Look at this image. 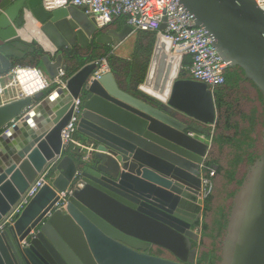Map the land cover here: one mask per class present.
Masks as SVG:
<instances>
[{
  "label": "water",
  "instance_id": "water-1",
  "mask_svg": "<svg viewBox=\"0 0 264 264\" xmlns=\"http://www.w3.org/2000/svg\"><path fill=\"white\" fill-rule=\"evenodd\" d=\"M178 2L207 31L227 67L242 68L264 96V9L255 0ZM113 26L114 20L97 28L70 4L0 0V72L42 43L48 50L40 67L56 78L65 73L72 49L114 46L134 33L128 24L120 30ZM165 27L163 21L160 29ZM157 47L156 42L150 60ZM181 59L174 77L161 82L166 96L146 93L137 82L133 89L139 94L126 91L111 70L91 79L97 65L85 64L68 77L66 88L32 97L39 101L0 133V221L38 174L57 163L51 184L0 232V264H55L54 259L58 264H196L193 245L200 241L202 218L196 203L211 142L191 129L214 125L217 112L204 82L178 78ZM32 98L1 105L0 126ZM75 98L81 107L77 133L95 147L86 161L62 150L60 132ZM78 169L81 186L68 197L66 209L42 223L56 191L65 190ZM25 238L29 245L23 247ZM153 246L172 258L151 254ZM221 264H264V147L234 194Z\"/></svg>",
  "mask_w": 264,
  "mask_h": 264
},
{
  "label": "trees",
  "instance_id": "trees-1",
  "mask_svg": "<svg viewBox=\"0 0 264 264\" xmlns=\"http://www.w3.org/2000/svg\"><path fill=\"white\" fill-rule=\"evenodd\" d=\"M114 24L120 30L126 24V17H115ZM155 42L154 32L136 31L130 60L113 54L110 45L74 48L66 54L65 78L85 64L106 58L119 86L139 94L138 90L133 89V85L135 82H144ZM175 52L180 53L179 50ZM43 53L38 48L35 53L28 54L27 58L16 62L14 66L41 68L40 58ZM190 63V56L184 55L178 78H190L186 69ZM53 87L45 90L44 96ZM213 95L217 119L214 126L209 127L212 132L211 146L205 165L214 167L215 174L212 179L213 191L204 201L199 222L201 238L199 243L193 245L197 248L196 264H221L222 242L234 194L246 180L248 168L260 157L264 147V96L252 80L245 78L242 68L227 67L224 70V82L213 89ZM66 153L74 152L67 150ZM161 251L164 255L168 254L163 249Z\"/></svg>",
  "mask_w": 264,
  "mask_h": 264
},
{
  "label": "built area",
  "instance_id": "built-area-1",
  "mask_svg": "<svg viewBox=\"0 0 264 264\" xmlns=\"http://www.w3.org/2000/svg\"><path fill=\"white\" fill-rule=\"evenodd\" d=\"M255 1L257 5L264 9V0ZM62 4H70L82 8L89 17L93 18L97 28H104L115 17L124 15L126 17V24L131 26L134 32H154L158 44L159 42H164L174 49V51L179 50L180 57L189 55L191 63L186 69L191 79L204 82L212 91L216 86L224 82V70L227 68V63L223 61L217 52L212 43V38L208 35L207 31L195 24L193 16L178 0H64ZM163 21H165L166 27L164 30H161L160 25ZM95 63L97 69L91 76V79H96L110 71L106 58H101L95 61ZM67 80L68 78H65L63 71L60 73V76L49 78L41 68L34 66H13L7 72H0V98L4 96H7L8 100L13 98H32L51 86H55V89L66 88ZM26 112L27 109L21 112L17 118H12L9 123L10 125L7 124L6 129L17 124ZM80 114V98H75L73 99V110L70 119L61 129L60 135L62 150H71L79 154L82 160L86 161L90 154L95 151V147L76 138ZM213 126L210 125L209 127L212 128ZM56 164V162L49 164L30 183L28 189L21 195L18 202L0 221V232L14 224L42 187L51 184V181L57 174ZM81 173V169L76 170L67 188L63 191H56V201L45 213L41 220L42 223L53 211L66 209L68 197L75 188L81 186ZM214 174V167L206 166L205 163L202 165L198 202L196 203L198 211L201 214L205 199L213 191L212 179ZM32 233H34L33 230L30 234ZM20 245L23 247L28 246L29 242L27 238L23 239Z\"/></svg>",
  "mask_w": 264,
  "mask_h": 264
},
{
  "label": "crops",
  "instance_id": "crops-1",
  "mask_svg": "<svg viewBox=\"0 0 264 264\" xmlns=\"http://www.w3.org/2000/svg\"><path fill=\"white\" fill-rule=\"evenodd\" d=\"M58 0H51V3H54V4H56V6H59L60 4H62L63 2H64V0H59L58 2H57ZM82 9V8H81ZM116 25L114 24V26L113 27H115ZM116 28V27H115ZM117 29V28H116ZM118 30V29H117ZM134 32V31H133ZM136 32V31H135ZM135 32L133 33V34H131V35H129L126 39H124L123 41H121V42H116L115 44H114V46H112V50H113V54H115L116 56H118V57H120V58H123V59H125V60H130L131 59V55H132V51H133V47H134V42H135ZM31 38H34V34H31V35H29V38H28V40H30ZM33 43H35V41H34V39H33ZM37 49L38 48H41L43 51H47L48 49H47V47L44 45V44H42V43H37ZM28 56V55H27ZM27 56H25L23 59H25V58H27ZM23 59H19V60H17L16 62H18V61H20V60H23ZM153 60V59H152ZM152 60H150V64H149V66H148V69H147V77H146V79H145V81H144V83H142V88L144 89V91L146 92V93H151V94H153V92L152 91H150V86H147V79H149L148 77H149V74H150V68H151V64H152ZM15 62V63H16ZM14 63V64H15ZM157 85V84H156ZM155 85V86H156ZM158 87V90H160V93L161 92H163V90H162V87H161V83H159V85H157ZM153 87H154V85H153ZM164 87V86H163ZM155 88V87H154ZM53 89L55 90V86L53 87ZM49 94V93H48ZM47 94V95H48ZM155 94V93H154ZM42 97H44V95L42 96ZM13 98V97H12ZM23 99L24 98H20V99H17V98H13V99H11V100H8V97L7 96H4L3 98H0V104H1V102H2V105L4 104V105H6V104H15V103H18V102H20V101H23ZM8 100V101H7ZM37 101H39L38 99H35V98H32V99H30L29 100V102H28V104H24L22 107H21V109L19 110V112L18 113H16L13 117H11L6 123H4L2 126H0V132H3V131H5L6 130V126H7V124H9L10 123V120L12 119V118H17L18 116H19V114L21 113V112H23L25 109H29V107H30V105L31 104H34V103H37ZM10 125V124H9ZM13 127V126H12ZM207 131H210V129H209V126H201V129L200 130H194V129H191V132L195 135V136H197V137H199V138H201V139H203L204 141H206V142H210V139H211V137H210V135H208L207 134ZM81 136L79 135V134H77L76 135V138L77 139H81L80 138Z\"/></svg>",
  "mask_w": 264,
  "mask_h": 264
},
{
  "label": "bare ground",
  "instance_id": "bare-ground-1",
  "mask_svg": "<svg viewBox=\"0 0 264 264\" xmlns=\"http://www.w3.org/2000/svg\"><path fill=\"white\" fill-rule=\"evenodd\" d=\"M50 2H51V0H50ZM168 53H170L168 51V44L164 43V42H161V43L159 42L158 47L155 51V54L152 58L153 60H152L151 68H150V74L148 77L149 79H147V86H150V88H149L150 91H152L153 94L155 93V95H165L166 96V92H167V89H166V90H164L163 93L162 92L160 93V90H158L157 86L154 88L153 84H150L156 78V67H158V65L161 62L165 61V64L168 63L170 65V67L173 71V74L176 73L177 68H178L177 67L179 64V59H178L179 55H177L178 53L176 54V56H173V57H170V55ZM179 58H180V56H179Z\"/></svg>",
  "mask_w": 264,
  "mask_h": 264
},
{
  "label": "rangeland",
  "instance_id": "rangeland-1",
  "mask_svg": "<svg viewBox=\"0 0 264 264\" xmlns=\"http://www.w3.org/2000/svg\"><path fill=\"white\" fill-rule=\"evenodd\" d=\"M168 51L170 53H168L170 55V57H173V56H176V52L174 51V49H172L170 46H168ZM177 55H181V54H177ZM179 56H178V59H179ZM178 67V66H177ZM180 70H181V67H180ZM175 74V73H174ZM173 74V71L170 67V65L167 63L165 64V61L164 62H161L158 67H156V78L154 79V81H152L150 84H153L154 87H156L157 85H159V83H163L164 81V77L168 79L172 78L174 76ZM158 75V76H157ZM167 80H165L167 82ZM157 84V85H156ZM156 85V86H155ZM158 87V86H157ZM54 89H52L53 91ZM51 91V92H52ZM200 232V230H199Z\"/></svg>",
  "mask_w": 264,
  "mask_h": 264
},
{
  "label": "flooded vegetation",
  "instance_id": "flooded-vegetation-1",
  "mask_svg": "<svg viewBox=\"0 0 264 264\" xmlns=\"http://www.w3.org/2000/svg\"><path fill=\"white\" fill-rule=\"evenodd\" d=\"M150 253L165 258H172L171 254L167 252L168 254L164 255L163 251H161V248L159 249L158 247H154V246L152 247V249H150ZM54 263L58 264V262L55 259H54Z\"/></svg>",
  "mask_w": 264,
  "mask_h": 264
}]
</instances>
